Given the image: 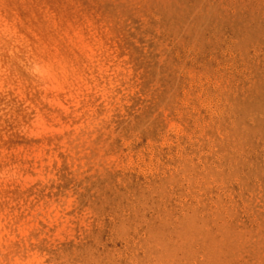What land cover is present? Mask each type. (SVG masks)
I'll use <instances>...</instances> for the list:
<instances>
[{
  "label": "rangeland",
  "instance_id": "rangeland-1",
  "mask_svg": "<svg viewBox=\"0 0 264 264\" xmlns=\"http://www.w3.org/2000/svg\"><path fill=\"white\" fill-rule=\"evenodd\" d=\"M73 1L59 48L0 19V264H264L262 3L149 0L110 85Z\"/></svg>",
  "mask_w": 264,
  "mask_h": 264
},
{
  "label": "bare ground",
  "instance_id": "bare-ground-1",
  "mask_svg": "<svg viewBox=\"0 0 264 264\" xmlns=\"http://www.w3.org/2000/svg\"><path fill=\"white\" fill-rule=\"evenodd\" d=\"M69 1L71 0H0V19L2 23L6 24L16 34L22 35L23 39L29 41L33 46L40 48H46L47 46L52 48L63 47L67 44V37L62 34L63 14L60 12L58 15L57 9H59L62 2L67 3ZM148 1L149 0H89L88 2L94 11L103 4L107 5L104 14L96 18L93 37L101 41L103 44V48L101 47L103 50L102 52L108 57L110 85H114L117 83L115 80H119L125 76L124 67L130 62L129 55L127 53L126 55L122 54L121 47L127 46L130 48V44H126L128 39H132L134 36L139 37L138 35H142L143 33L142 31H137L135 20L142 22L144 25L149 26L154 32H157V25L143 10L144 4ZM254 1H260L264 8V0H250L247 2V6H251ZM72 3L77 5L78 1L75 0ZM222 8V2L212 7L208 18L205 17V21H208L205 23L206 26L209 22L214 21L217 14L223 12ZM248 10L247 14L249 19L253 23H257V18H255L253 10L250 7H248ZM229 22H231L235 31L245 25V21H243L241 17H236L233 21ZM123 219H121V221ZM82 245H84L83 242ZM75 248L78 249L77 247ZM27 264H45V258L37 257L34 258V260L29 259Z\"/></svg>",
  "mask_w": 264,
  "mask_h": 264
}]
</instances>
